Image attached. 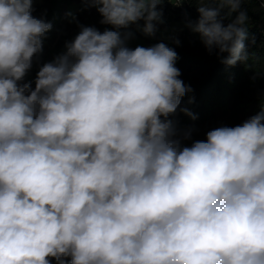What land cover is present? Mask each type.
<instances>
[{
    "label": "clouds",
    "instance_id": "1",
    "mask_svg": "<svg viewBox=\"0 0 264 264\" xmlns=\"http://www.w3.org/2000/svg\"><path fill=\"white\" fill-rule=\"evenodd\" d=\"M34 2L0 0V264H264V103L182 146L177 52L120 31L153 35L164 0H83L117 30L81 27L33 89L52 28ZM184 2L202 5L186 26L209 54L246 64V0Z\"/></svg>",
    "mask_w": 264,
    "mask_h": 264
},
{
    "label": "trees",
    "instance_id": "2",
    "mask_svg": "<svg viewBox=\"0 0 264 264\" xmlns=\"http://www.w3.org/2000/svg\"><path fill=\"white\" fill-rule=\"evenodd\" d=\"M184 3L191 15L198 20L197 8L202 5L200 3ZM72 4L76 5V14L74 19H68L65 9ZM33 8L35 17H43L52 25L51 30L42 37V51L34 58L33 66L25 76L33 88H35V79L39 68L62 55L66 51V44L74 40L81 27H93L100 32L117 30L112 25L101 23L102 17L97 8L83 0H42V3L36 4ZM241 10L246 11L248 15V20L244 25L248 29V36L244 42L249 53L246 64L241 62H237L235 65L222 63L221 61L228 56V53H196L190 46L191 33L188 29L182 33L179 44L172 42V47L178 54L175 66L188 71H193L201 66L207 67L204 78L196 84L181 79L192 91L187 92L181 98L180 108L187 107L192 116L196 118L193 119L192 116L186 115L178 109L169 118L174 121L179 130L207 123L217 118L221 113L230 112L234 107V99L238 98L239 100L235 104L238 109L247 110L253 115L261 111L264 100L254 98L245 101L241 100L238 95L246 83L248 73L256 65L261 66L262 75L259 80L264 82V7L261 6L260 0H246L241 4ZM227 12L228 9L225 8L220 13L225 24L234 20L238 14L234 12L230 17H227ZM143 26L144 21L141 20L136 24L129 25L127 29H120V31L131 32L130 39L142 38L148 47L160 42L167 44L158 34V30L166 26L165 23L156 24V31L151 36L144 34ZM190 99L192 103L188 102ZM68 259L70 260V258ZM51 264H56L55 259H52Z\"/></svg>",
    "mask_w": 264,
    "mask_h": 264
},
{
    "label": "rangeland",
    "instance_id": "3",
    "mask_svg": "<svg viewBox=\"0 0 264 264\" xmlns=\"http://www.w3.org/2000/svg\"><path fill=\"white\" fill-rule=\"evenodd\" d=\"M40 3H42V0H35L33 6ZM260 3L261 6L264 7V0H260ZM75 6H76L75 4H72L70 6H67V8L65 9V13L68 19H72L73 15L69 16L68 13L72 14L73 8H76ZM195 21H197L195 18L194 21H186L181 16L175 17L173 20L170 21V23H168L169 25L167 24L164 28L159 29L158 34L166 41L169 47L173 48L171 34L173 32L181 33L184 32V30L188 29L191 33L189 43L190 46L194 49V51L198 54H209V52L202 44L199 34L194 33L193 31H191L190 28L186 26L189 22H195ZM223 24L227 26V24L225 23ZM126 44L129 48H135L136 46L148 47L146 42L140 37H135L133 39L127 40ZM214 53H218V49L214 50L211 54ZM176 67L181 72V76L179 78L188 81L192 84H196L200 82L204 78L207 69L206 66H201L193 71L190 70L188 71L178 66ZM261 75H262L261 66L256 65L251 69V71L247 75L246 83L242 86L243 89L239 91L240 93L238 97H240L241 100L248 101L254 98L264 100V82L259 80ZM21 83H30V82L26 77H24ZM31 87L33 88L32 85ZM238 100L239 98L234 99L233 101L234 107L230 112L221 113L217 118L207 123H203L200 125H193L181 129L180 130L181 132L191 130V138L188 140H182V146H191V144L196 140H205L206 133L214 128H218L222 126L234 127L242 124L245 120L253 116V114L248 113L247 110L238 109L237 107H235V104Z\"/></svg>",
    "mask_w": 264,
    "mask_h": 264
},
{
    "label": "built area",
    "instance_id": "4",
    "mask_svg": "<svg viewBox=\"0 0 264 264\" xmlns=\"http://www.w3.org/2000/svg\"><path fill=\"white\" fill-rule=\"evenodd\" d=\"M180 2L181 0H173V3L168 2V0H164L162 4L158 5V10L162 11V19L165 25L170 23L171 20L178 16L183 17V19L186 21H194V17L191 15L190 11L187 10L185 3L180 5L175 4ZM182 33L183 32H173L171 34L172 42L179 40L182 36Z\"/></svg>",
    "mask_w": 264,
    "mask_h": 264
},
{
    "label": "crops",
    "instance_id": "5",
    "mask_svg": "<svg viewBox=\"0 0 264 264\" xmlns=\"http://www.w3.org/2000/svg\"><path fill=\"white\" fill-rule=\"evenodd\" d=\"M75 7H76V6H75ZM70 11H71V10H70ZM72 11H73L72 15H73V17H74V16H75V14H76V8H73V10H72ZM73 17H72V18H73ZM172 29H173V28H172ZM182 30H184V29H182ZM175 31H176V30H175Z\"/></svg>",
    "mask_w": 264,
    "mask_h": 264
}]
</instances>
